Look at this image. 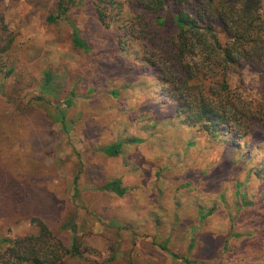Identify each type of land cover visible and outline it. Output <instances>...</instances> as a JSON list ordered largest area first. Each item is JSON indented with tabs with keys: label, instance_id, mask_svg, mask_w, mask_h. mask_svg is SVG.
I'll return each instance as SVG.
<instances>
[{
	"label": "rangeland",
	"instance_id": "374dc122",
	"mask_svg": "<svg viewBox=\"0 0 264 264\" xmlns=\"http://www.w3.org/2000/svg\"><path fill=\"white\" fill-rule=\"evenodd\" d=\"M118 1L121 14L104 26L92 0H73L55 22L47 17L57 0H0L9 34L0 54V251L4 239L37 235V217L75 243L78 264H264V129L243 122L234 138L212 139L185 125L142 62L141 42L118 44L123 17L153 15ZM259 61L226 77L248 114L264 109V52ZM115 142L120 153L106 155ZM113 179L122 196L102 187Z\"/></svg>",
	"mask_w": 264,
	"mask_h": 264
},
{
	"label": "trees",
	"instance_id": "16d2710c",
	"mask_svg": "<svg viewBox=\"0 0 264 264\" xmlns=\"http://www.w3.org/2000/svg\"><path fill=\"white\" fill-rule=\"evenodd\" d=\"M130 1L153 17L151 21L144 20L140 14L123 17L118 44L123 48L126 38L141 42L142 62L152 66L157 80L167 87L175 103V115L185 125L212 139L223 138L228 132H233L234 138L237 126L243 122L254 121L264 129V109L248 114L249 109L230 90L226 78L229 70L242 62L259 67L264 52L262 0ZM92 3L97 19L104 26L110 24L111 12L115 10L117 20L123 9L118 0H92ZM72 4L73 0H57L56 14L48 15V22L65 16ZM7 34L0 31V54L8 48L3 43L8 39ZM73 41L86 49L75 32ZM49 79L46 72V84ZM73 96L71 91L62 101L65 106H71ZM102 151L116 156L121 144L112 143ZM102 187L118 196L125 192L120 179L110 180ZM210 212L201 214L200 219ZM31 221L38 227V234L4 239L6 245L0 251V264H78L81 261L82 253L77 251L74 242L67 246L54 238L41 219L31 217Z\"/></svg>",
	"mask_w": 264,
	"mask_h": 264
}]
</instances>
